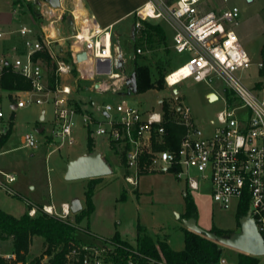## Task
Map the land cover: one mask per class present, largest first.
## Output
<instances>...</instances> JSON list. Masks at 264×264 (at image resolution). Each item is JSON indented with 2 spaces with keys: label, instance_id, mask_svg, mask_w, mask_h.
<instances>
[{
  "label": "built area",
  "instance_id": "2783aa9c",
  "mask_svg": "<svg viewBox=\"0 0 264 264\" xmlns=\"http://www.w3.org/2000/svg\"><path fill=\"white\" fill-rule=\"evenodd\" d=\"M208 1L146 0L134 14L137 34H145L147 22L164 21L173 32V50L191 55L185 64L166 76L170 89L189 79L204 82L212 89L215 85L223 88V94L216 93V101L222 100L226 107L206 126L193 118L189 107H175L176 117L169 121L185 128L176 149L163 148L166 144L163 109L143 112L126 100L130 78L126 64L129 59L137 60L145 55V48L140 46L132 57L128 56L121 47L114 46L111 31L102 30L93 15L77 12V5L69 4V0H61L60 8L43 1L39 30L27 25L6 30L0 25V144L13 128L4 111V98L13 110L52 103L56 136L62 140L61 145L76 142L75 117L81 116L91 136H105L112 148L114 144L119 147L128 172L125 181L129 185L139 187L141 176L156 171H171L179 179H185L188 192H196L202 184H208L212 199L222 208H231L235 201L239 207L247 206L264 239V96L249 90L236 76L237 71L252 66L230 26L238 24L240 10L236 6L224 11L207 10ZM67 12L74 22V32L62 37L58 25ZM72 38L78 41L76 49ZM140 40L146 44L147 37ZM61 41H68L70 58H59L56 54L55 45ZM44 52L51 56L55 66L53 87L47 65L38 57ZM80 53L87 54V60L81 63L77 61ZM83 63L87 64L86 70L81 68ZM262 67L260 64L259 68ZM75 69L78 76L74 75ZM8 72L22 76L31 88L3 89L1 80ZM171 76L174 82L169 80ZM68 79L74 82L65 84L64 80ZM78 80L90 82L85 92L110 96V99L98 104L90 99L88 104L92 109L83 108L79 112L71 98L78 91ZM23 143L27 148L37 147L32 133L23 137ZM2 147L0 145V155ZM193 171L198 175L194 176ZM15 181L14 174L0 169V189L11 192L10 185ZM42 211L65 221L72 213L68 203L62 205L60 212L52 205L43 206ZM37 212L34 206L28 211L31 217ZM103 241L99 246L72 244L62 264H168L162 255L157 258L122 246L113 241V237ZM1 258L6 263L31 264L27 260L18 261L16 254ZM50 260L49 255H44L36 264H52ZM218 264L236 263L221 257ZM260 264H264V260Z\"/></svg>",
  "mask_w": 264,
  "mask_h": 264
},
{
  "label": "rangeland",
  "instance_id": "374dc122",
  "mask_svg": "<svg viewBox=\"0 0 264 264\" xmlns=\"http://www.w3.org/2000/svg\"><path fill=\"white\" fill-rule=\"evenodd\" d=\"M44 0H3L1 11L5 12V26L14 30L21 25H27L39 30L42 23L40 7ZM34 4V11L30 7ZM236 6L240 10L238 24L230 25L235 31L241 45L249 55L252 66L247 70H239L236 76L251 91L264 96V0H209L205 3L207 10L218 11L222 8ZM16 12V13H15ZM13 18L10 20L9 18ZM69 13L58 26L62 37L72 33L68 25ZM153 25H160L165 32V40L159 35H151L146 44L141 42L135 32V19L131 16L124 23L112 30L114 46L121 47L128 56L132 57L136 48L143 46L146 54L129 59L126 71L131 76L135 66H146L150 70L153 82L160 76H166L185 64L191 57L189 53H176L173 46V32L170 26L161 20L150 21ZM146 45V47L144 46ZM68 41H61L55 45V52L59 58H67L69 52ZM262 64L263 67L259 68ZM49 75L51 69L48 67ZM74 80H64L65 84H72ZM83 87L90 82L83 81ZM174 90L178 92L175 93ZM223 94V88L215 85L212 89L204 82L189 79L170 89L165 84L162 90L151 89L145 93L132 94L126 97L131 105L137 106L143 112H161L164 106L170 108V118H175V107L186 106L192 111V116L201 125L206 126L216 119L217 114L224 110L226 104L222 100L208 101L206 93ZM72 104L79 102L81 109H92L91 99L95 104L110 96H100L90 92H74L71 96ZM121 101V98H118ZM7 120L12 124V132L8 141L3 145L0 155V169L7 174H14L16 181L10 185L11 192L0 189V209L6 213L21 217L30 207L54 206L59 212L63 203L71 205L80 200L86 209V196L93 190L95 211L91 216L79 219L81 212L71 213L69 221L77 223L75 236L84 245H102L103 239H110L118 234L120 239L130 248L138 249V237L144 233L153 240L167 243L173 250L182 251L185 248L184 225L181 220L185 213V195L193 200L197 207L198 225L205 231L220 233L240 231L238 211L235 201L229 209L222 208L216 203L209 192L208 184H202L200 190L188 192L185 179H179L171 171H156L140 178L139 187H133L125 181L128 174L123 154L115 144L113 148L105 136H91L84 127L81 116L75 117L74 137L72 145L62 144L56 136L57 125L52 103L31 105L23 109L13 110L6 98L3 100ZM42 116L44 118L42 119ZM104 122V118L99 116ZM99 120V121H100ZM43 129L42 133L38 130ZM93 130L96 126H93ZM32 133L37 139L36 148L24 146L23 137ZM94 151L100 152L113 169L111 175L102 177L99 181L93 179L67 180L66 171L71 157L88 152L89 139ZM61 145V146H60ZM89 153V152H88ZM197 176L198 173L193 171ZM98 182V183H96ZM123 195H125L123 197ZM45 252L42 238L35 237L26 260L31 262L41 257ZM14 254L12 239L0 242V257ZM238 250L223 246L222 257L232 263L238 261ZM260 262L264 256L259 257ZM7 264H13L8 262Z\"/></svg>",
  "mask_w": 264,
  "mask_h": 264
},
{
  "label": "trees",
  "instance_id": "16d2710c",
  "mask_svg": "<svg viewBox=\"0 0 264 264\" xmlns=\"http://www.w3.org/2000/svg\"><path fill=\"white\" fill-rule=\"evenodd\" d=\"M31 9L34 11V4L30 3ZM135 22L136 17L134 16ZM136 32V31H135ZM145 34L139 35L140 37H147L150 39L151 35H159L163 40H165L164 29L160 25H153L150 22L146 23ZM46 63L48 67H53L51 69L52 73L50 75V83L53 87L55 84V66L53 65L51 56L47 53H41L38 55ZM68 58H70V52H68ZM133 74L136 75L138 92L136 94L145 93L151 89L162 90L165 84V77L160 76V78L153 82L150 74V70L146 66H135ZM74 75L78 76V71L74 70ZM83 81L78 80V90L80 92H85L86 87H83ZM1 86L3 89L8 91H19L28 90L31 85L22 76L8 72L6 73L2 80ZM75 108L81 112V105L79 102L73 104ZM165 119L164 124L166 134L165 140L166 144L163 148L176 149L179 146L180 140L185 134V128L178 125L172 121H169L170 108L168 105L164 106ZM12 130L9 131L7 136H5L1 142V146L4 145L11 136ZM157 147V146H156ZM94 149L91 144V138L89 139L88 152H93ZM94 181H99L101 178L93 179ZM98 183V182H96ZM93 190L90 189L86 196V209L81 211L80 218L83 219L85 216H91L95 211V206L93 203ZM125 195H123L124 197ZM185 213L184 218H196L197 207L189 195H185ZM32 207H30L31 209ZM38 212L36 216L31 217L28 211L21 217L17 218L9 213L4 212L0 209V242L12 239L14 245V254L17 255L18 261H26V256L30 251L32 241L35 237L42 238L45 243V252L41 257L35 258L31 261V264L38 263L44 255H49L51 258L50 262L52 264H62L65 256L72 244L79 245L80 242L76 238L75 233L77 230L76 224L69 220L65 221L58 217L51 216L42 211L43 206H38ZM249 211V208L244 204L239 208L238 220L245 217ZM240 227V223H239ZM185 233V248L182 251L173 250L165 242H156L153 238L144 233V230L140 228L142 234L138 237V250L147 255L153 257L161 258L164 257L168 264H218L220 258L223 255V246L216 240L208 238L205 234L196 233L189 230L184 226ZM222 237H230L234 232L220 233L218 231H212ZM113 241L122 246L129 247L126 242L122 241L118 234L113 236ZM238 261L237 264H260V258L255 257L243 252L238 251ZM0 264H7L0 257Z\"/></svg>",
  "mask_w": 264,
  "mask_h": 264
},
{
  "label": "water",
  "instance_id": "95a60500",
  "mask_svg": "<svg viewBox=\"0 0 264 264\" xmlns=\"http://www.w3.org/2000/svg\"><path fill=\"white\" fill-rule=\"evenodd\" d=\"M48 2L53 8H60L61 0H44ZM251 3L253 0H246ZM40 4L38 5V8ZM68 25L71 27L72 32H74V22L72 18H68ZM87 60L86 53H80L77 55V61L79 63ZM122 63H119V67ZM109 71V70H108ZM99 72L100 65H99ZM129 87L127 95L136 94L138 92L136 75L132 74L127 82ZM177 93V90H174ZM209 101H216L218 96L216 93H211L208 96ZM16 108V106H14ZM44 116H42V119ZM39 133L43 132V129L38 130ZM113 173V169L109 162L104 158V156L98 152L93 151L86 153L71 160L67 165L66 179L67 180H83V179H97L102 178ZM83 209L82 202L80 200H75L71 204V211L73 214L81 212ZM182 224L191 231L196 233L205 234L208 238L218 241L224 246L231 247L240 252L255 256H264V239L258 228L256 226L255 220L251 216V212H248L245 217H242L239 221L240 231L233 233L230 237H222L214 232H208L202 229L197 222L196 218H183L181 220Z\"/></svg>",
  "mask_w": 264,
  "mask_h": 264
},
{
  "label": "crops",
  "instance_id": "0c3cea01",
  "mask_svg": "<svg viewBox=\"0 0 264 264\" xmlns=\"http://www.w3.org/2000/svg\"><path fill=\"white\" fill-rule=\"evenodd\" d=\"M72 0H69V2ZM85 11L93 15L102 30H112L124 23L131 16H135V12L145 3L146 0H81ZM68 4V2L66 3ZM3 6V0L0 3V9ZM228 8H222L218 11H224ZM5 12L0 10V25L8 30L5 26ZM12 20L13 18H9ZM213 93L212 90L206 93L208 99L209 94ZM110 99V98H109ZM209 101V99H208ZM88 153V152H86ZM84 153V154H86ZM79 154L75 157H71L67 163L77 157L84 155ZM65 204V203H63ZM14 216V215H13ZM19 218V217H17Z\"/></svg>",
  "mask_w": 264,
  "mask_h": 264
},
{
  "label": "bare ground",
  "instance_id": "6f19581e",
  "mask_svg": "<svg viewBox=\"0 0 264 264\" xmlns=\"http://www.w3.org/2000/svg\"><path fill=\"white\" fill-rule=\"evenodd\" d=\"M69 4H76V5H77V8H78V9H77V12H79V11L86 12L85 9H84V6H83V3H82L81 0H72V1L69 2ZM72 42H73V47H74L75 49L79 47V44H78V41H77L76 38H72ZM86 66H87V64H86V63H83V64L81 65L82 70H86V68H87ZM169 80H170L171 82H174V77L171 76V77L169 78Z\"/></svg>",
  "mask_w": 264,
  "mask_h": 264
}]
</instances>
